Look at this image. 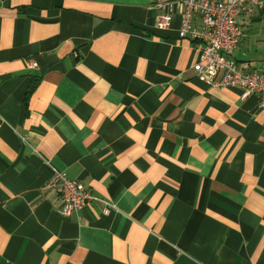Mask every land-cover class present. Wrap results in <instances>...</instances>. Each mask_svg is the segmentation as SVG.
Returning a JSON list of instances; mask_svg holds the SVG:
<instances>
[{
    "label": "crops",
    "instance_id": "crops-1",
    "mask_svg": "<svg viewBox=\"0 0 264 264\" xmlns=\"http://www.w3.org/2000/svg\"><path fill=\"white\" fill-rule=\"evenodd\" d=\"M259 2L231 59L264 75ZM159 14L0 0V264H264V112L198 77L203 44ZM56 172L111 206L62 218Z\"/></svg>",
    "mask_w": 264,
    "mask_h": 264
},
{
    "label": "built area",
    "instance_id": "built-area-1",
    "mask_svg": "<svg viewBox=\"0 0 264 264\" xmlns=\"http://www.w3.org/2000/svg\"><path fill=\"white\" fill-rule=\"evenodd\" d=\"M259 5V0H152L160 10L156 26L168 29L174 15L181 17L179 35L203 44L194 69L203 81L214 89L239 90L242 99L256 96L264 112V75L249 70L231 59L243 36L238 16L244 7ZM251 12V10H249ZM195 21L200 25H195ZM36 68V62L32 63ZM61 198L59 215L69 216L85 209L92 202L111 206L96 197L87 187L69 179L63 172H56L44 185Z\"/></svg>",
    "mask_w": 264,
    "mask_h": 264
},
{
    "label": "trees",
    "instance_id": "trees-1",
    "mask_svg": "<svg viewBox=\"0 0 264 264\" xmlns=\"http://www.w3.org/2000/svg\"><path fill=\"white\" fill-rule=\"evenodd\" d=\"M33 81H34V82H33V85H32V87L27 91V94H26L24 100H28L29 96L35 91L37 85H38L39 82H40V77H36Z\"/></svg>",
    "mask_w": 264,
    "mask_h": 264
},
{
    "label": "rangeland",
    "instance_id": "rangeland-1",
    "mask_svg": "<svg viewBox=\"0 0 264 264\" xmlns=\"http://www.w3.org/2000/svg\"><path fill=\"white\" fill-rule=\"evenodd\" d=\"M194 41V40H193ZM59 200H61V198H59ZM62 201V200H61ZM62 207V206H61ZM60 207V208H61ZM58 212V211H57ZM62 218H65V219H67V218H70L72 215H69V216H64V215H60Z\"/></svg>",
    "mask_w": 264,
    "mask_h": 264
}]
</instances>
